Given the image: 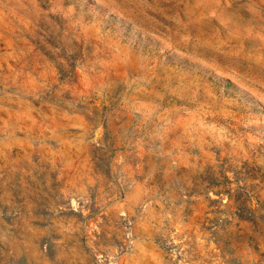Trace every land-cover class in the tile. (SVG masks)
Returning a JSON list of instances; mask_svg holds the SVG:
<instances>
[{
    "label": "rangeland",
    "instance_id": "374dc122",
    "mask_svg": "<svg viewBox=\"0 0 264 264\" xmlns=\"http://www.w3.org/2000/svg\"><path fill=\"white\" fill-rule=\"evenodd\" d=\"M0 264H264V0H0Z\"/></svg>",
    "mask_w": 264,
    "mask_h": 264
}]
</instances>
